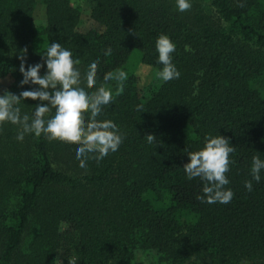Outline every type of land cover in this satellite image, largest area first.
I'll use <instances>...</instances> for the list:
<instances>
[{
    "label": "trees",
    "instance_id": "16d2710c",
    "mask_svg": "<svg viewBox=\"0 0 264 264\" xmlns=\"http://www.w3.org/2000/svg\"><path fill=\"white\" fill-rule=\"evenodd\" d=\"M189 2L180 12L175 0H90L99 28L79 32L81 9L70 0H44L42 25L33 20L36 0H0V77L13 78L9 92L39 87L20 86L21 50L27 68L43 64L58 42L79 59L81 87L112 90L97 119L124 134L116 152L82 169L79 145L34 134L18 141V125H0V264H56L58 256L133 264L138 254L147 264H264V170L259 182L251 176L253 156L264 160V0ZM162 34L176 45L180 77L143 97L136 70L162 69L155 47ZM93 61L97 83L88 89ZM117 70L128 76L120 95L115 80L103 79ZM39 103L23 100L21 115L31 117ZM218 135L235 147L225 186L234 195L208 204L199 199L205 182L188 179L183 165Z\"/></svg>",
    "mask_w": 264,
    "mask_h": 264
},
{
    "label": "clouds",
    "instance_id": "9594fccd",
    "mask_svg": "<svg viewBox=\"0 0 264 264\" xmlns=\"http://www.w3.org/2000/svg\"><path fill=\"white\" fill-rule=\"evenodd\" d=\"M180 12L190 10L189 0H175ZM244 7V3L238 4ZM158 62L163 66L156 75L168 82L180 77V72L172 62V53L176 45L167 35H160L156 40ZM111 49H107L105 55H110ZM20 60L19 72L23 79L20 86L38 85V88L21 91L18 95L5 91L0 95V125L8 122L19 126L16 139L23 141L26 134H34L37 137L44 135L49 140H58L64 143L79 145L76 148V159L79 167L87 169V161L94 159L99 163L110 152H116L122 144L124 134L111 120H98L103 107L113 100V92L110 88L101 85L94 92L89 93L81 87V73L76 67L79 59H73L72 52L64 48L60 43H51L46 52L41 55L42 63L28 65L27 48L21 50L18 56ZM46 65L44 75L40 74L42 67ZM98 61H93L88 66L86 73V86L95 88ZM128 78L123 70L115 73L108 72L104 75L105 82L115 80L117 82L116 95L124 91V81ZM25 99L38 100L41 103L35 106L30 117L21 115L18 105ZM47 102V103H44ZM54 110V111H53ZM137 110L143 112V105H138ZM54 113L49 117V114ZM89 113L86 122L85 114ZM147 142H156L154 135H146ZM235 151L230 146L229 140L223 136H209L205 138L203 147L188 154V163L183 165L188 179L200 178L205 182L203 195L199 197L202 202L208 204L230 203L234 193L225 186L229 184L226 173L231 163L229 156ZM264 170V160L259 156H253L251 166L252 180L259 182L260 172ZM252 180L245 181V188L252 191ZM68 264H77L76 258L68 261Z\"/></svg>",
    "mask_w": 264,
    "mask_h": 264
},
{
    "label": "rangeland",
    "instance_id": "374dc122",
    "mask_svg": "<svg viewBox=\"0 0 264 264\" xmlns=\"http://www.w3.org/2000/svg\"><path fill=\"white\" fill-rule=\"evenodd\" d=\"M73 6H79L81 9V14L79 22L76 26V30L86 31L91 28H99L97 23L91 18V3L90 0H70ZM45 4L44 0H36V6L33 11V20L37 25H42L45 22ZM157 69L148 66L146 64H140L137 67V86L139 94L143 97L147 96L150 89L157 87L161 80L157 77ZM13 78L10 75L0 77V95H3L5 91L9 92V85L11 84ZM68 259L58 256L56 258V264H67ZM148 257L138 254L133 262V264H147Z\"/></svg>",
    "mask_w": 264,
    "mask_h": 264
}]
</instances>
